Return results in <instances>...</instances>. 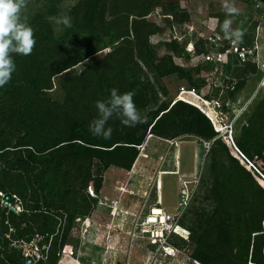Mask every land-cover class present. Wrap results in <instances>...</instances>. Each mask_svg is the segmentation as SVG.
Returning a JSON list of instances; mask_svg holds the SVG:
<instances>
[{"label":"trees","instance_id":"16d2710c","mask_svg":"<svg viewBox=\"0 0 264 264\" xmlns=\"http://www.w3.org/2000/svg\"><path fill=\"white\" fill-rule=\"evenodd\" d=\"M189 2L77 0L71 9V26L60 33L52 18L39 17L31 23L33 51L27 56L13 54L16 71L0 87V264H26L15 243L30 241L37 234L48 254L38 264H75L66 249L74 223L96 207L108 169L132 170L150 134L168 140L183 136L181 140L211 141L213 181L204 197L213 202V208L198 211L196 225L190 226L192 261L264 264V96L245 113L247 121L233 143L227 133L222 134L218 109L210 103L222 88L201 94L210 62L177 63L175 57L191 60L192 53L186 52V44L174 31L172 53L159 57L151 40L168 28L191 24ZM154 13L164 25L150 18ZM213 15L218 18L216 32L223 35L219 25L225 19L224 10ZM244 17L230 18L233 28L244 32L239 44L252 47L259 21L245 30L251 17ZM203 43H207L203 37L195 43L197 55L209 52L210 45ZM229 46L225 39L221 51ZM100 52L102 57L61 78V100L50 95L56 76ZM236 60L240 59L236 56ZM243 65L251 74L259 69L252 60ZM174 74L187 83L189 91L172 104L160 101L155 82ZM246 81L227 80L226 94L220 97L224 112L229 109L227 101ZM112 88L121 94L134 93L144 122L125 127L113 116L106 125L113 129L111 138L104 139L93 135L89 124L98 116L97 100L108 99ZM6 196L18 213L4 204Z\"/></svg>","mask_w":264,"mask_h":264},{"label":"rangeland","instance_id":"374dc122","mask_svg":"<svg viewBox=\"0 0 264 264\" xmlns=\"http://www.w3.org/2000/svg\"><path fill=\"white\" fill-rule=\"evenodd\" d=\"M76 2L77 0H27V7L22 14L27 17L30 25L39 17L52 18L60 33L65 25L56 21L63 17L71 19V9ZM235 5L240 9L239 15L243 19L245 14L251 17L244 26L245 30L249 29L254 20L259 21L252 46L256 47L257 56L255 59L252 57V61L259 65L254 74L243 65V61L236 60L235 54H224L222 62L216 63L215 60L195 53V43L202 37L207 39V43L202 46L210 45L211 55L219 53L218 47L210 43L208 37L213 35V29L218 23V18L213 14L223 10L222 0H190L188 8L193 15L191 24L168 28L164 35L156 34L151 37L159 57L172 53L171 37L174 31V35L186 44V52L192 53L191 60L175 57L177 63L191 66L210 62L211 70L205 82H201L200 75L196 76L202 83V95L208 92L212 94L214 89L221 87V97L226 94L223 88L227 80L247 79L235 97L227 101L228 111H218L219 121L223 123L222 134L227 133L233 141L242 124L247 121L245 113L249 114L252 106L264 96V70L261 67L264 65V3L258 0H235ZM150 18L164 25L158 13ZM103 54L104 52H100L89 61L56 76V86L49 92L50 95L61 100L64 97L61 78L79 72L88 62ZM155 85L160 101L171 100L170 104L180 99L179 93L183 87H188L175 74L161 78ZM211 106L214 108L212 104ZM182 137L168 140L149 135L141 147L139 158L124 178L117 175V169L110 168L105 172L96 207L89 216L77 219L66 245V249L75 257V264H195L191 257L190 226L196 225L198 211L213 208V202L204 197L213 181L209 170L211 145L207 148L204 141L181 140ZM176 168L179 173H161L162 170L173 171ZM116 199L123 204V209H118V215L116 210H112ZM158 202L165 214L176 217V223L182 224L177 230L185 233L168 234L167 243L175 249L173 256L165 255L162 244H153L150 235L144 234L138 225ZM164 242L163 239L161 243Z\"/></svg>","mask_w":264,"mask_h":264},{"label":"clouds","instance_id":"9594fccd","mask_svg":"<svg viewBox=\"0 0 264 264\" xmlns=\"http://www.w3.org/2000/svg\"><path fill=\"white\" fill-rule=\"evenodd\" d=\"M26 7L27 0H0V87L7 84L16 71L13 54L30 55L35 46L34 29L28 23L27 17L22 14ZM222 8L225 19L219 26L224 38L232 43L242 42L244 32L240 27L233 28L234 21L230 18L240 13L235 0H222ZM56 22L71 26L68 17L58 19ZM261 67L264 70V65ZM133 96L134 93L131 91L121 94L118 89L112 88L108 99L97 100L98 116L89 124L92 134L110 139L113 129L106 128V125L113 116L118 117L125 127H135L143 123L144 119L137 110Z\"/></svg>","mask_w":264,"mask_h":264},{"label":"built area","instance_id":"2783aa9c","mask_svg":"<svg viewBox=\"0 0 264 264\" xmlns=\"http://www.w3.org/2000/svg\"><path fill=\"white\" fill-rule=\"evenodd\" d=\"M216 28H217V25L213 29V31H214L213 35H210L208 37V39L211 41L210 43H212L214 46L218 47L219 53L216 56L211 55L210 52L202 54V55H204V57H206V59L215 60L216 63H219V61H221L224 54H227V55L235 54L241 61L245 62L248 60H252V57H253V59H255L257 57L255 46L254 47L243 46V45H240L239 43L230 42V46L228 48H226L225 51H221V48L224 47L225 38L223 35L216 32ZM185 91H189V90L186 87H183L180 90L179 94L181 95ZM192 92H195V90H192ZM180 99H182V98H180ZM210 103L215 108H217L218 111L221 110V113H225L221 109L222 104H221V100H220L219 96L213 97L210 100ZM232 141H233V139H232ZM204 143H205V146L207 148H210L211 141L204 140ZM233 143H234V141H233ZM91 194L93 196H97L96 193H91ZM16 201L21 203L19 198H17ZM118 202H119V200H117V199L113 202V204H112V210L113 211L117 209L115 207V205ZM4 204L11 206L17 213L19 212L18 209H16V207L8 201V196H6V198L4 200ZM182 205H184V202H182ZM151 210L154 212L156 209L154 207V208H151ZM162 216L163 215H161V217ZM165 216H166V220L164 222H162V219H160V220L158 218L153 219L152 217H155V216L150 211L149 214L147 215L146 219L139 222L138 225L140 226L139 228H141V231L144 234L150 235V238H151V241L153 244H157V245L162 244V250H163L165 255L173 256V255H175V249H174L173 245L167 243V238H168V234L170 232L173 233L171 231V228L173 227V225H175V224H177L176 226H179V225H178V223H176V217L168 216L167 214H165ZM41 239H42L41 236L37 234L30 241L21 240V241L15 243V246L22 249V253L24 254V257L26 258V264H38L41 261L47 260L48 254H47V252L42 250V247L40 245ZM163 239L165 240V242L161 243V241Z\"/></svg>","mask_w":264,"mask_h":264},{"label":"bare ground","instance_id":"6f19581e","mask_svg":"<svg viewBox=\"0 0 264 264\" xmlns=\"http://www.w3.org/2000/svg\"><path fill=\"white\" fill-rule=\"evenodd\" d=\"M262 35V34H261ZM258 50V49H257ZM263 62V61H262ZM186 92V91H185ZM184 93V92H183ZM182 93V94H183ZM182 94L180 95V98H181V96H182ZM177 158V157H176ZM177 166H178V164H177ZM177 169V168H176ZM161 173L163 174V173H179V171H178V169L177 170H174V171H164V170H162L161 171ZM160 188H162V186L160 187ZM123 190V189H122ZM156 210L153 212L152 210H151V212L153 213V215L155 216V217H152L153 219H155V218H158L159 220L160 219H162V222H164L165 220H166V216H165V213H164V211H162V208H159V207H156L155 208ZM161 215H163L162 217H161ZM161 222V221H160ZM177 224H175V225H173V227L171 228V231L172 232H176L177 234H180V235H182L183 233H181L179 230H177V227H180V224H178L179 226H176ZM181 229V228H180ZM185 234V233H184Z\"/></svg>","mask_w":264,"mask_h":264},{"label":"crops","instance_id":"0c3cea01","mask_svg":"<svg viewBox=\"0 0 264 264\" xmlns=\"http://www.w3.org/2000/svg\"><path fill=\"white\" fill-rule=\"evenodd\" d=\"M112 169H117V173H119V174H117V175H119V177L120 178H124V176H125V174L126 173H128L129 171L128 170H125V169H122V168H119V167H111ZM176 170V169H175ZM119 171V172H118ZM121 171V172H120ZM128 182L130 183V180H128ZM158 189V188H157ZM158 191V190H157ZM122 206H123V204H122V202L120 201V202H118L116 205H115V207L117 208L116 209V213H117V215H118V211L120 210V208L121 209H123L122 208ZM156 208V207H159V208H162V210H164V208L161 206V203L160 202H158L157 203V206H153L152 208ZM119 209V210H118ZM115 214V213H114Z\"/></svg>","mask_w":264,"mask_h":264}]
</instances>
